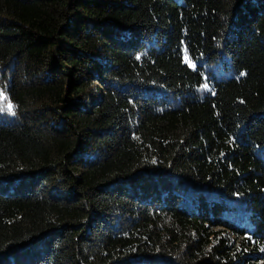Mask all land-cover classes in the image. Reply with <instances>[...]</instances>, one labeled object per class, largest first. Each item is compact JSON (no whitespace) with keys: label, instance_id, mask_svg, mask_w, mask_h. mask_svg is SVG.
<instances>
[{"label":"trees","instance_id":"obj_1","mask_svg":"<svg viewBox=\"0 0 264 264\" xmlns=\"http://www.w3.org/2000/svg\"><path fill=\"white\" fill-rule=\"evenodd\" d=\"M0 264H264V0H0Z\"/></svg>","mask_w":264,"mask_h":264},{"label":"snow or ice","instance_id":"obj_2","mask_svg":"<svg viewBox=\"0 0 264 264\" xmlns=\"http://www.w3.org/2000/svg\"><path fill=\"white\" fill-rule=\"evenodd\" d=\"M205 88H207V85H205Z\"/></svg>","mask_w":264,"mask_h":264}]
</instances>
